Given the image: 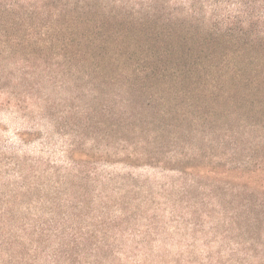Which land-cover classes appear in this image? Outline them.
Here are the masks:
<instances>
[{
    "label": "rangeland",
    "instance_id": "obj_1",
    "mask_svg": "<svg viewBox=\"0 0 264 264\" xmlns=\"http://www.w3.org/2000/svg\"><path fill=\"white\" fill-rule=\"evenodd\" d=\"M19 1L11 18L24 20L21 39L11 54L0 47V264H264V226L253 222H264L256 206L264 193V21L255 39L208 43L205 62L195 58L190 76L171 81L169 71L136 76L165 57L162 68L188 65L145 31L119 54L78 53V61L72 52L65 63H83L79 72L52 67L63 63L65 44L104 46L98 28L107 12L115 26L131 8ZM199 3L161 0L150 15L159 24L148 27L169 30L176 25L161 21ZM116 76L146 86L142 98L122 100ZM129 126L158 135L166 151L179 143L189 160L129 159L143 138Z\"/></svg>",
    "mask_w": 264,
    "mask_h": 264
},
{
    "label": "trees",
    "instance_id": "obj_2",
    "mask_svg": "<svg viewBox=\"0 0 264 264\" xmlns=\"http://www.w3.org/2000/svg\"><path fill=\"white\" fill-rule=\"evenodd\" d=\"M44 1V0H43ZM87 2L88 0H84ZM104 3V7L102 9L107 12L108 4L111 2L112 4H116L120 9L121 8H131V11L128 13L130 19L123 21L122 15L117 14V17L121 19L119 24L115 26H110L108 21L114 15V12L109 10L107 13V22H102L98 28V31L103 35V39L105 45H101L97 47L95 42H91L88 45L78 46V49H73L76 45L65 44L62 49L66 51L64 56L60 55L59 58L63 59V63L55 62L53 64L54 69H64V72H79L78 66L83 65V63H76L72 65H66L65 61L72 52H76L74 57L79 61L80 59L78 53L81 55H88L92 57V55H114L122 52L123 45L127 44H137L141 41L138 40L140 35H144V31L147 35V39L154 38L155 42L159 46L168 45L170 48L169 53L173 55L174 50L177 52H181V54L188 60V65L186 64L183 68H178L179 70H170V67L162 68L164 65V60L167 58H162L161 60L155 62V64H145L136 70V76H154L157 77V74L160 72L166 73L167 71L171 72L168 74L170 78L164 75V79L167 78L171 81L173 79L174 74H178V78L182 76H186L187 74L194 72V64L196 59L202 58L199 56L203 51H209L210 48L208 43H217L218 45L222 44H230L238 41H243V38L246 39H255L257 23L260 20L264 21V0H234L233 4L234 9H230L228 6L227 0H200L199 6L189 7L187 10H184L181 13H176L171 15L169 19L161 21L162 26L168 25H176L172 26L169 30H164L160 26L156 25L153 28L148 27V23L159 24L157 21H153L154 17L150 15L154 12L156 5L161 3V0H144V2H135L134 0H101ZM21 9V3L19 0H0V20L6 21V26H2L0 28V47L12 53V46H14V42L16 44L21 38L19 37L20 30L16 28L22 27L24 25V20H22L18 16H11L16 12V9ZM4 9H7L4 10ZM181 22L179 23V18ZM254 29V30H252ZM110 31V32H109ZM182 34V36H181ZM240 35V36H239ZM169 38L173 41V45L166 44L164 40L160 41L159 39ZM180 39L187 40L189 42V47H185L180 42ZM8 44V45H7ZM185 44V43H184ZM210 44V45H211ZM112 47V50L106 47ZM55 48V47H54ZM148 47L142 48L141 52L146 50ZM208 48V50H207ZM43 50V47H40ZM55 49H58L56 47ZM73 49V50H72ZM207 54L203 58H207ZM97 57V56H96ZM72 59V58H71ZM204 61V60H202ZM205 62V61H204ZM203 64V62L201 63ZM200 64V65H201ZM160 65V66H157ZM82 67V66H81ZM97 69L96 72L103 71L104 69L101 67H95ZM121 75L126 72V69H122ZM116 82L112 84L115 87H120L122 93V100L133 104V98L138 96V98H142L143 94L146 91V86L143 85V88H138V85L133 81H125V86L122 84L121 79L117 78ZM113 80V81H114ZM175 83V82H174ZM165 84V83H164ZM237 86L238 84H233ZM212 88L215 85H211ZM158 88V87H155ZM142 94V96H141ZM127 131L131 133V135H139L143 138L139 139L135 144L133 143L128 151L131 150L128 154V158L131 160L137 161H156V164L159 163L160 166L166 164L160 158L163 155H170L171 162H177L179 165L182 164L183 161H187L189 159L185 158L182 155L183 148L177 145H173L172 150L166 151L164 148H160L157 146V140L160 139L158 135H155L152 139L148 137V135L142 134V132L138 131L135 128H127ZM176 131V130H175ZM176 131L175 134H177ZM179 136L175 137L178 139ZM120 155V154H119ZM186 159V160H185ZM169 162V163H171ZM184 172L179 171L180 175H183ZM263 190V189H262ZM264 191V190H263ZM261 203L257 204L258 210L263 215L264 214V193L260 196ZM254 224L260 223L262 226L264 222L253 221ZM1 225V224H0ZM3 226H0V232L4 230ZM54 250H52L51 254ZM249 257H254V250H248ZM49 254V255H51ZM262 256V255H261ZM256 257V255H255ZM56 258H59L58 255ZM55 258V260H56ZM58 260V259H57ZM61 261V260H59Z\"/></svg>",
    "mask_w": 264,
    "mask_h": 264
}]
</instances>
